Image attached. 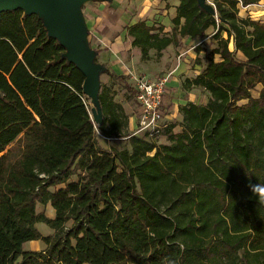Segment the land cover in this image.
<instances>
[{
	"label": "trees",
	"instance_id": "obj_1",
	"mask_svg": "<svg viewBox=\"0 0 264 264\" xmlns=\"http://www.w3.org/2000/svg\"><path fill=\"white\" fill-rule=\"evenodd\" d=\"M178 1L169 35L144 22L127 35L148 60L213 28L218 61L184 82L209 99L179 109L180 132L162 123L120 150L100 149L95 130L126 137L123 108L99 92L94 125L82 74L40 20L0 14V264H264V203L249 188L264 185V23L238 17L259 0H213L214 17ZM31 241L45 249L22 251Z\"/></svg>",
	"mask_w": 264,
	"mask_h": 264
},
{
	"label": "rangeland",
	"instance_id": "obj_2",
	"mask_svg": "<svg viewBox=\"0 0 264 264\" xmlns=\"http://www.w3.org/2000/svg\"><path fill=\"white\" fill-rule=\"evenodd\" d=\"M118 0H111L110 2H87L83 4L81 11L85 19V23L88 29V42L90 47L97 52L96 62L103 65L106 68V72L103 73L100 77V90L99 92H106L111 98L112 101L120 105L124 113L128 118V127L125 134H122V137L119 139H107L102 136L97 130H95V139L97 145L102 150L110 149H129V139L128 135H133L136 132L137 128V119H138V107L133 97V82L137 77H144L150 69H158L160 74L157 78H162L168 76V71L170 66L177 57V50L173 48L170 53H167V49L162 51L160 57H156V52L154 50L149 51L148 60H142L140 50L137 48L131 47V39L127 35L126 28L133 25L137 21L136 14L138 7L137 5H131L132 2L137 0H120L119 5L116 7L114 3ZM209 4H213V0H207ZM142 20V19H141ZM157 28L161 25L157 22L154 23ZM162 27V26H161ZM173 24L171 23L172 30ZM163 30V27H162ZM161 30V34H170L164 33ZM214 34V29H208L209 43L207 40L201 45H197L199 41H203L201 37L197 39V42L192 46L194 47L195 52L197 53L196 57L192 61L193 67H195L196 72L201 73L209 60L212 58L214 62L218 61L219 57L217 55H212L211 51H208L212 46H216V41L211 39V36ZM223 38L226 37V33H222ZM181 42V41H180ZM228 47L231 51L234 50L233 42L230 40ZM204 51V54H200V51ZM168 57V60L164 63L163 58ZM199 66V67H196ZM116 67H120V71L115 70ZM141 69L143 73H136L132 71V68ZM111 74L122 75L124 76L123 82L118 81V79ZM190 78L195 76L188 75ZM175 85H169L168 94L165 93V109L166 112L163 113L162 123L165 125H173V133H178L181 130V114L179 109L187 103H193L196 105H205L209 99V95L201 88H184V82L186 80V75H181L177 78ZM171 77L167 78V84L170 83ZM260 86H257L251 91L252 97H257ZM190 94V95H189ZM189 96L191 98H189ZM87 99V98H86ZM86 105L90 114L91 104L89 100H86ZM164 105V102H163ZM167 106V107H166ZM165 117V121H164ZM141 136L142 134H137ZM152 141L157 145L167 144L166 136H156L152 138ZM75 177H72V180H75ZM36 213L43 212L48 218L53 216V211L49 207L37 205L35 209ZM36 228L39 232L46 236L51 234L52 231L48 229L43 224H37ZM45 249V245L41 241H32L24 243L22 246V251H33L38 252ZM20 261V257L17 259V262Z\"/></svg>",
	"mask_w": 264,
	"mask_h": 264
},
{
	"label": "water",
	"instance_id": "obj_3",
	"mask_svg": "<svg viewBox=\"0 0 264 264\" xmlns=\"http://www.w3.org/2000/svg\"><path fill=\"white\" fill-rule=\"evenodd\" d=\"M111 0H0V14L20 10L23 15H34L40 20L48 38L54 39L63 49L64 58L83 76L82 94L91 104L90 118L94 125L102 123L99 101L100 77L106 68L96 62L97 52L88 42V29L81 8L87 2ZM199 9L216 16L215 8L207 0H196Z\"/></svg>",
	"mask_w": 264,
	"mask_h": 264
},
{
	"label": "crops",
	"instance_id": "obj_4",
	"mask_svg": "<svg viewBox=\"0 0 264 264\" xmlns=\"http://www.w3.org/2000/svg\"><path fill=\"white\" fill-rule=\"evenodd\" d=\"M120 0L114 3L116 7L119 5ZM137 5L138 10L136 14L137 21L134 22V24L138 22H144L146 25H153L155 22L159 23L163 27V32L168 33L170 32L171 28V20L176 15V7L179 4L178 0H137L132 2L131 5ZM238 17L241 19L249 18L253 21H259L264 23V0H259L256 4L248 5L245 7H239ZM142 19V20H141ZM133 24V25H134ZM155 25V24H154ZM156 26V25H155ZM208 30L205 32V37L203 38V41L197 42V39L199 38H183L181 42L177 46H169L166 49L168 50L167 53H170L173 48L177 50V57L173 64L170 66V69L168 71V78L171 77L170 83H166V94H168L169 85H175L177 82V78L181 75H186V79H192L195 76H197L199 73L196 72L195 67L192 65V61L196 57L197 53L194 50V47H192L196 42L199 43L197 45L202 46L203 43L207 40L209 43L208 37ZM223 37V36H222ZM131 45V44H130ZM214 48L212 46L208 51H211ZM165 49V50H166ZM200 54H204V51H200ZM179 55L181 57L179 58ZM168 60V57L163 58V62L165 63ZM196 67H199L196 65ZM116 71H120V67L115 66ZM133 72L136 73H143L144 71L141 69H135V67L132 68ZM146 76H144L147 79L153 80L156 79V77L159 76L160 71L158 69H150L147 72H144ZM192 73L195 74V76H192L190 78L188 75H192ZM190 95V94H189ZM189 98H191L189 96ZM167 107V106H166ZM166 112L165 109V101L163 105V113ZM165 121V117H164ZM52 210V209H51ZM53 211V210H52ZM32 242V241H31Z\"/></svg>",
	"mask_w": 264,
	"mask_h": 264
},
{
	"label": "built area",
	"instance_id": "obj_5",
	"mask_svg": "<svg viewBox=\"0 0 264 264\" xmlns=\"http://www.w3.org/2000/svg\"><path fill=\"white\" fill-rule=\"evenodd\" d=\"M208 2V1H207ZM209 3V2H208ZM213 7L214 5L211 4ZM181 55H179V58ZM168 76L157 79L137 77L133 82V97L138 107L134 134L158 135L162 129L163 102Z\"/></svg>",
	"mask_w": 264,
	"mask_h": 264
},
{
	"label": "clouds",
	"instance_id": "obj_6",
	"mask_svg": "<svg viewBox=\"0 0 264 264\" xmlns=\"http://www.w3.org/2000/svg\"><path fill=\"white\" fill-rule=\"evenodd\" d=\"M250 191L256 194L261 203H264V185H249Z\"/></svg>",
	"mask_w": 264,
	"mask_h": 264
}]
</instances>
